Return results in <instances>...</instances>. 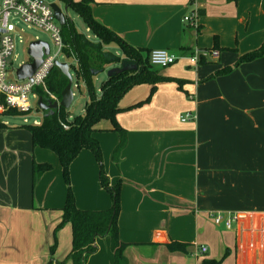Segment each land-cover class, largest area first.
<instances>
[{
    "label": "crops",
    "instance_id": "1",
    "mask_svg": "<svg viewBox=\"0 0 264 264\" xmlns=\"http://www.w3.org/2000/svg\"><path fill=\"white\" fill-rule=\"evenodd\" d=\"M228 1L236 9L241 2L92 0L94 18L125 42L150 52L167 50L179 59L161 68L168 80L150 98L152 86L144 84L120 102L117 122L128 136L117 162L120 135L110 121L96 126L111 185L121 182L118 226L125 250L119 264H264V230L250 231L253 223L264 228V174L256 177L261 167L254 161L256 137L264 145V68L257 67L264 57L215 76L248 53L239 34L246 20ZM199 11L196 30L183 20ZM86 33L92 40L87 26ZM259 39L264 41V31ZM216 42L220 58L192 67L187 58ZM109 49L122 54L118 47ZM187 113L196 120L182 122ZM5 124L0 128V264H72L67 260L72 227L57 230L68 193L59 161L52 152L34 148L21 126ZM34 162L53 166L35 186ZM70 171L79 209L112 207L91 151L83 150ZM211 211L237 213L240 222L227 231L215 225ZM96 246L86 264H115L109 237L98 238ZM201 247L208 252L201 255Z\"/></svg>",
    "mask_w": 264,
    "mask_h": 264
},
{
    "label": "trees",
    "instance_id": "2",
    "mask_svg": "<svg viewBox=\"0 0 264 264\" xmlns=\"http://www.w3.org/2000/svg\"><path fill=\"white\" fill-rule=\"evenodd\" d=\"M57 1L64 3L65 6L75 12L98 40V42H93L80 33L71 18H68L67 24L62 27L63 54L67 60L75 61L70 65V72L71 70L74 72L78 89L81 93L82 88L84 89L88 101L85 104L83 115L73 118L63 108L42 112L37 106L36 111L41 115V124L39 126L24 124L20 128L30 133L34 148L52 152L61 166L68 193L62 209V222L57 230L66 224H70L72 227L73 245L67 260H70L72 264H86L87 258L98 250L97 239L109 237L111 250L116 260L115 264H119L125 250V244L120 240L118 226L121 212V182L111 185L105 170L102 148L95 137L96 126L104 120L110 121L113 130L120 135V144L113 156L117 162L120 153L127 145L128 136L117 122V115L123 112L120 108V102L133 88L144 84L152 86L150 98L157 90V85L168 79L161 76L159 70H154L155 66L150 62V51L134 48L94 18L91 8L92 0ZM198 14L200 18L203 12L199 11ZM111 46L118 47L122 52L121 56L109 52L107 49ZM218 49L216 42L212 49L207 50ZM262 57H264V44L255 52L243 55L234 65L217 71L215 76L229 75L240 63H249ZM123 64L129 65L130 70L107 78L102 83L99 92L95 83L96 78L107 70L121 67ZM68 82V78L55 67L46 82L45 88L38 87L35 92L43 98L45 103H52L55 100L50 95L60 100L61 93ZM142 103L134 107L140 106ZM9 115L13 117L23 116L17 112H11ZM6 127H8L6 124L0 122V128ZM83 150L91 151L98 162L101 186L113 200V205L109 210L86 211L79 209L76 204V198L70 186V168ZM52 169L53 166L50 163L34 162L33 186L39 182L45 173L52 171ZM56 245L57 243L51 248V254H54ZM170 249L173 247L170 246ZM221 263L222 260H205L203 262V264Z\"/></svg>",
    "mask_w": 264,
    "mask_h": 264
},
{
    "label": "built area",
    "instance_id": "3",
    "mask_svg": "<svg viewBox=\"0 0 264 264\" xmlns=\"http://www.w3.org/2000/svg\"><path fill=\"white\" fill-rule=\"evenodd\" d=\"M19 19L26 24L29 28H35L43 31L51 36L56 48L57 53L53 56L51 53L44 55L43 63L37 72L31 77L24 80L18 78V70L24 64L23 63L17 70L11 71L14 59L15 51V39H16V27L12 21ZM198 12H193L189 16L184 17V23L194 29H198ZM39 41V40H35ZM64 43L62 37V26L57 21L52 4L47 0H1L0 3V122L4 123L5 118H12L9 114L11 112H17L22 115L30 113H38L36 111L37 104L31 102V97L35 100L39 99V96L35 92L36 88L46 86V82L56 67L58 62L57 56L63 54ZM65 57V56H64ZM210 57L212 61H217L220 58V52L218 50H201L196 49L192 55L187 58L190 61L192 67L197 68L202 60H207ZM13 58V62L10 60ZM178 58L172 55L167 50H154L150 55V62L153 66L158 68H168L178 62ZM55 101L54 96L50 95ZM26 117V116H23ZM182 122L195 121L196 116L192 113H187L181 116ZM27 124V120H25ZM40 120L36 119L33 125L39 126ZM67 128V127H65ZM214 223L218 227H223L227 231L236 229V226L240 222V216L237 213L211 211L209 213ZM264 228L260 227V224L253 223L251 225V232L257 233ZM201 255L208 252V248L201 247Z\"/></svg>",
    "mask_w": 264,
    "mask_h": 264
},
{
    "label": "rangeland",
    "instance_id": "4",
    "mask_svg": "<svg viewBox=\"0 0 264 264\" xmlns=\"http://www.w3.org/2000/svg\"><path fill=\"white\" fill-rule=\"evenodd\" d=\"M50 4H57L63 12H65V4L57 1V0H47ZM229 2V1H228ZM1 3V0H0ZM232 6H235V11L237 12V16L241 17V19H245L246 22L242 23L239 27V34L241 40V47L247 48L245 50L248 53L255 52L256 50L260 49L264 41L259 39L260 33L264 31V0H241L240 4L236 9V3L229 2ZM67 16L71 18L76 23V28L78 31L87 36L86 33V26L82 19L71 9L68 11ZM12 23L16 27V41H15V51H14V63L11 68V71L17 70L23 63H26L30 60V56L28 53L29 44L36 39L39 41H44L49 44L51 53L54 56L57 53V48L51 39V36L43 31L37 30L35 28H29L26 24L21 22L19 19L12 21ZM89 37L92 41H96L92 34H89ZM89 39V38H88ZM111 48V47H109ZM107 49L109 52H112V49ZM250 50V51H248ZM58 62L60 63H68L69 66L75 63L74 60H67L64 57V54L57 56ZM13 62V58L10 60ZM208 64H214L210 57H207ZM241 64V63H240ZM201 66V65H200ZM240 67V65H239ZM258 68H264V61L257 65ZM154 70H161L160 68H154ZM71 75L73 78V93H74V101L70 109H68V113L71 115V118L83 115L85 104L87 103V95L82 88V93L78 89L77 85V78L74 72L71 70ZM107 76H101V80L96 83V87H101L102 83L107 80ZM254 94H249L248 98L251 96L254 97ZM246 95V94H245ZM31 102L34 106L37 104V100L31 97ZM26 116V117H23ZM23 116H16L12 118H5L3 119L4 122L11 124V126H23L25 124V120H27V124H33L34 120H40L41 115L39 113H30ZM255 145V166L256 168H260V170L256 171V177L259 173L264 174V145L257 137L254 142ZM63 176V174H62ZM63 180L65 182L64 176ZM66 184V182H65ZM67 185V184H66ZM70 186L73 190L72 184V175L70 171Z\"/></svg>",
    "mask_w": 264,
    "mask_h": 264
},
{
    "label": "water",
    "instance_id": "5",
    "mask_svg": "<svg viewBox=\"0 0 264 264\" xmlns=\"http://www.w3.org/2000/svg\"><path fill=\"white\" fill-rule=\"evenodd\" d=\"M52 8L54 10L57 21L62 27H64L67 24V19L69 18L67 16V13L70 8L68 6H65V12H63L57 4H52ZM28 53L32 61L30 63L24 64L21 68H19L18 78L20 80L31 78L37 72V70L43 63L44 55H48L50 53V46L44 41H33L29 44ZM55 65L68 78L69 82L66 88L61 93V99L59 101L45 103L43 98L39 97L37 106L42 112L54 111L59 108L68 110L70 109L74 101L73 78L70 72L69 64L56 62ZM127 70H130L129 65L123 64L121 67L108 70L107 77L110 78Z\"/></svg>",
    "mask_w": 264,
    "mask_h": 264
}]
</instances>
